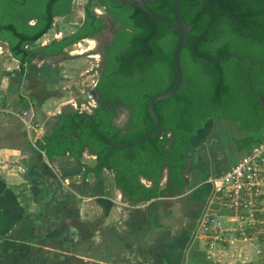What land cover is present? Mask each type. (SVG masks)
<instances>
[{"label": "crops", "instance_id": "crops-1", "mask_svg": "<svg viewBox=\"0 0 264 264\" xmlns=\"http://www.w3.org/2000/svg\"><path fill=\"white\" fill-rule=\"evenodd\" d=\"M47 34L36 42L41 49L62 35L48 40ZM41 49L22 64L0 40V109L17 112L0 110V264H259L255 242L208 251L194 234L211 193L207 178L223 173L253 147L236 149L233 123L210 121L194 138L179 189L164 168L157 190L163 193L149 199L130 195L114 170L86 147L80 156L48 155L45 138L63 117L85 112L71 102H87L86 91L98 74L80 54L65 49L45 55ZM24 111L23 120L18 113ZM126 117L120 108L115 123ZM25 121L43 130L31 137ZM140 182L152 184L144 177Z\"/></svg>", "mask_w": 264, "mask_h": 264}, {"label": "trees", "instance_id": "trees-1", "mask_svg": "<svg viewBox=\"0 0 264 264\" xmlns=\"http://www.w3.org/2000/svg\"><path fill=\"white\" fill-rule=\"evenodd\" d=\"M72 1L0 0V40L8 43L11 54L22 64L32 61L41 49L37 40L52 28L54 17L71 12ZM204 1L180 0L179 13L185 23L192 24L188 37L197 41L181 49L182 81L176 93L155 104L160 117L158 129L148 140L113 149L99 134L114 143H123L151 130L153 119L147 105L154 94L169 89L175 81L172 58L177 34L166 19H151L134 4L89 0L84 6V20L76 30L50 41L41 52L64 54L79 40L101 35L108 23L96 13L95 5L103 7L108 17L117 22L111 40L104 44L94 87L98 101L92 113L96 129L86 118L72 112L45 138L48 155L68 151L80 156L86 147L97 155L102 166L114 170L118 184L130 195L149 199L163 193L157 190L164 168L168 181L181 187L187 150L210 121L221 119L234 124L239 151L247 152L260 143L264 131V104L260 100L264 84H258L250 74L249 59L239 57L249 55L261 62L264 49L253 52L236 44L242 38L223 28L220 16L213 10L207 16ZM172 4L173 0H157L146 6L152 13L173 20ZM255 30L259 31V26ZM258 36L264 43V35ZM120 108L127 117L122 124H116ZM66 126L70 131L62 132ZM71 130L79 137H74ZM140 177L151 180V186L142 184Z\"/></svg>", "mask_w": 264, "mask_h": 264}, {"label": "built area", "instance_id": "built-area-1", "mask_svg": "<svg viewBox=\"0 0 264 264\" xmlns=\"http://www.w3.org/2000/svg\"><path fill=\"white\" fill-rule=\"evenodd\" d=\"M95 85L96 81L86 91L87 102L76 103L73 100V108L80 112L93 111L98 104ZM0 110L14 113L9 108ZM18 115L24 120L26 112ZM25 125L33 131L31 137H36L38 131L43 130L41 125L29 121H25ZM207 182L211 184V193L194 234L205 240L208 251L239 241L255 242L258 262L264 264V137L223 173L209 176ZM211 256L209 252L207 258Z\"/></svg>", "mask_w": 264, "mask_h": 264}, {"label": "flooded vegetation", "instance_id": "flooded-vegetation-1", "mask_svg": "<svg viewBox=\"0 0 264 264\" xmlns=\"http://www.w3.org/2000/svg\"><path fill=\"white\" fill-rule=\"evenodd\" d=\"M88 2L89 0H87L85 4H87ZM146 3H154V2H146ZM204 10L207 16H210L211 15L210 11L213 10L216 14L220 16L221 26L223 28H226V30L228 31H232L236 35L238 34L239 35V36L237 35L238 38L239 37L242 38L240 41L236 42V44H238L239 46L241 47L243 46L244 48H247L253 52H256V50L261 48L262 50L264 49L263 48L264 43L262 41V38L258 36L259 34L261 36L264 35V0H205ZM101 11L103 12H99V11L98 12L101 14V16L105 18V20L108 23V27L106 29L112 32L117 22L111 20L108 17V14L103 7ZM73 13H74V7L73 4H71V12L68 15H61V17H63L66 20H70L74 15ZM82 19L84 20V7H83ZM173 21L174 19L172 20V22ZM80 23L77 24L79 25ZM258 26H259V31L255 30ZM191 29L189 30V32L191 31ZM189 38H193L192 42L197 41L196 38L194 37H189ZM107 42H105L104 44H106ZM104 44L100 45L98 49L99 50L98 53L101 58L104 52ZM250 58L251 56L249 55H242L239 57L240 60L249 59L250 65L248 68L251 71L250 74L254 75L255 81L258 84H264V72H263L264 59H262L261 62L259 61L255 62L252 58L251 59ZM263 100H264V96H263ZM261 103L264 104V101L263 102L261 101Z\"/></svg>", "mask_w": 264, "mask_h": 264}, {"label": "water", "instance_id": "water-1", "mask_svg": "<svg viewBox=\"0 0 264 264\" xmlns=\"http://www.w3.org/2000/svg\"><path fill=\"white\" fill-rule=\"evenodd\" d=\"M118 1H122L124 3H131V4L138 6L143 11H145L146 14L151 19L152 18H164V19H166L169 26L171 27V29L176 32L177 39H176V43H175V47H174V51H173V58H172L173 59V66H174V70H175V81L169 89L159 91L156 94H154L150 98L148 105H147L148 114L153 119V126H152L151 130L146 135H144L140 138H137V139L131 140V141H127V142H123V143H114L110 140L105 139L104 137H102L99 134L101 139L108 146H110L113 149L121 148V147H125V146H131L133 144H137V143H140L142 141L148 140L156 132V130L158 129L159 124H160V117H159V113L156 109L155 104L157 101L166 99L170 96H173L176 93V91L179 88L181 81H182V71H181V67H180V63H179V55H180L181 49L184 46V44L190 43L193 41V38L188 37V32L191 29L192 25L185 23V21L183 20V18L181 17V15L179 13L180 0H173V4H172V16H173L175 23H173L172 20L167 16H161V15H156V14L152 13L150 11V9L145 4L146 2H155L156 0H118ZM82 21H83V19H82ZM260 100L262 102L264 101L262 95L260 96ZM78 114L80 116L86 118L91 123L93 129H96L95 125H94V120H93L92 114H89L86 112H81Z\"/></svg>", "mask_w": 264, "mask_h": 264}, {"label": "rangeland", "instance_id": "rangeland-1", "mask_svg": "<svg viewBox=\"0 0 264 264\" xmlns=\"http://www.w3.org/2000/svg\"><path fill=\"white\" fill-rule=\"evenodd\" d=\"M87 0H73L72 4L74 7V15L72 16L71 22L68 24L67 20L64 19L61 16H56L53 19V25L52 28L47 32L49 35L48 40H51L50 36L55 33L56 35L61 31V37L65 36L66 32L68 31H75L78 24L75 23H80L82 21V19L79 21V17H81V13H83V7L84 4ZM94 10L96 11V13L98 14L99 12H103L102 7H100L99 5H95L94 6ZM65 24V25H64ZM62 25H64L62 27ZM61 27L63 30H61ZM66 29V31H64ZM112 38V32H110L108 29H105L101 35L99 36H94V37H90V38H84L78 41V43L76 45H71L69 47H67V51L75 54V55H79L82 56L84 59H86L88 62H91V65H93V71H91V73H95L96 75L99 74L100 71V66H101V60L102 58L99 56L98 53V49L99 46L104 44L105 42H107L108 40H110ZM44 39V37H43ZM109 42V41H108ZM89 47H91V49H89ZM82 49H87V51L83 52V53H77L79 51H82ZM80 60H82L80 58Z\"/></svg>", "mask_w": 264, "mask_h": 264}, {"label": "bare ground", "instance_id": "bare-ground-1", "mask_svg": "<svg viewBox=\"0 0 264 264\" xmlns=\"http://www.w3.org/2000/svg\"><path fill=\"white\" fill-rule=\"evenodd\" d=\"M86 51V49H83L82 51H79V52H77V53H83V52H85Z\"/></svg>", "mask_w": 264, "mask_h": 264}]
</instances>
